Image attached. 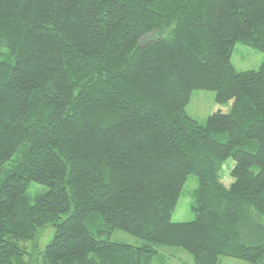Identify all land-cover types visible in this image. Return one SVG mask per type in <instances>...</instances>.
Listing matches in <instances>:
<instances>
[{
    "label": "trees",
    "instance_id": "trees-1",
    "mask_svg": "<svg viewBox=\"0 0 264 264\" xmlns=\"http://www.w3.org/2000/svg\"><path fill=\"white\" fill-rule=\"evenodd\" d=\"M237 42L264 53V0H0V264H264V59L237 71ZM197 89L229 110L199 123Z\"/></svg>",
    "mask_w": 264,
    "mask_h": 264
},
{
    "label": "rangeland",
    "instance_id": "rangeland-1",
    "mask_svg": "<svg viewBox=\"0 0 264 264\" xmlns=\"http://www.w3.org/2000/svg\"><path fill=\"white\" fill-rule=\"evenodd\" d=\"M264 59V53L257 48L245 45L237 42L231 55V61L234 68L237 71L255 70L259 67ZM215 93L210 90H193L189 103L185 107L187 115L203 124L206 117L216 110L227 112L229 110V104H218L214 100ZM233 165V160L228 158L223 165V177L222 181L225 185L232 182L233 178L229 175V170ZM198 186V178L196 175H188L180 192L178 201L172 211V221L182 222L190 221L194 219V213L191 210V205L194 203V191ZM47 190L45 185L31 182L27 187V194L32 196L36 193H42ZM54 228L47 225L44 228L38 230L35 238L23 242L26 247L31 250L34 255H38V252L43 250L47 242L53 237ZM108 238L112 241H120L130 245H140L142 240L129 233H126L120 229L113 230ZM32 247V248H31ZM158 253L163 256H168L169 252H174L173 256L176 260L181 262H191V255L180 248L158 246ZM166 258V257H165ZM173 258V257H172ZM171 258V264H178ZM168 261V259H167ZM156 264V263H154ZM219 264H251L246 261H242L232 257H221Z\"/></svg>",
    "mask_w": 264,
    "mask_h": 264
}]
</instances>
